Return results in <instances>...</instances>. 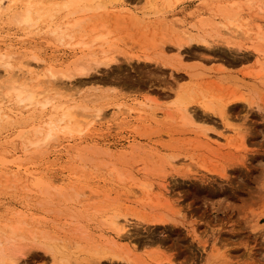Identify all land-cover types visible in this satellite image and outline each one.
<instances>
[{
    "label": "rangeland",
    "instance_id": "374dc122",
    "mask_svg": "<svg viewBox=\"0 0 264 264\" xmlns=\"http://www.w3.org/2000/svg\"><path fill=\"white\" fill-rule=\"evenodd\" d=\"M27 1L0 10V52L14 71L57 72L43 97L72 109L82 132L32 149L59 116L48 106L9 117L17 105L0 64V249L18 264H61V251L72 264H264V76L253 47L264 0H124L72 16L67 0H30L41 16L31 26L15 19ZM100 35L106 43L92 42ZM105 56L115 60L99 64ZM79 67L87 73L61 78ZM204 94L238 109L226 122L202 108ZM179 95L201 116L194 124ZM113 220L123 240H112Z\"/></svg>",
    "mask_w": 264,
    "mask_h": 264
},
{
    "label": "bare ground",
    "instance_id": "6f19581e",
    "mask_svg": "<svg viewBox=\"0 0 264 264\" xmlns=\"http://www.w3.org/2000/svg\"><path fill=\"white\" fill-rule=\"evenodd\" d=\"M14 1L15 0H0V10L3 8V6L7 2H14ZM122 1H124V0H67L63 4V8L66 10L67 16H72L76 13V11L78 9L96 10L99 8H105L107 4H111L113 2L114 3H121ZM34 7H35L34 4L32 2H30V0H28L26 2V7H25L24 11L18 13L15 16L16 21L19 24H26L28 26H31V25L37 23V21L39 20V18L41 16H38V18L35 17L36 12L33 11ZM224 9H226V8H224ZM230 18L231 17L229 16V20H231V19L233 20V18H231V19ZM226 19H228V18H225V21H226ZM232 20L229 22V24H232L234 26L236 25L235 27L237 29H241V27L239 25L234 23V21H236V19H234V21H232ZM75 25H77V22L72 24V26H75ZM223 25H226V23H223ZM232 25H230V26H232ZM258 28H259L258 41H256L254 43L253 47H254L256 53L259 54V56L261 58L263 57L262 61L259 60L260 65L261 66L263 65V67H261L259 70V74H261L259 76V79L263 80L262 76H264V74L262 73V71L264 70V29L261 27H258ZM53 32H54V30H53ZM246 33H247V31L245 32V34ZM99 39L101 41H103V43L107 42L106 36H102V35L96 36L92 40V42H95ZM190 40H193V38H191ZM202 41H203L202 43H204V45L210 44L205 39H202ZM103 45L104 44H101V46H103ZM179 46H181V45H179ZM101 52L106 53V50L101 49ZM178 53H180V52L178 51ZM178 56H180V55L178 54ZM145 59H149V58H145ZM91 60L97 61L95 58H92ZM114 60H115L114 57L105 56L104 60L100 61L99 64H109L110 62H112ZM0 64H1V66L3 65L6 68V70L8 71V73H7L8 84L6 85L7 91L4 95L12 94L14 102L17 105V111H14L12 108H10L8 110V113H6V114L9 117H11L12 114H15V115L21 114L25 109H33V111H32L33 113H36V111L38 110L40 113V112H43L45 109H47L48 106H51V109H50L51 114L53 113V114H57L59 116V118H57V120L55 122H51L48 124V129L45 132H43V130L41 131V129H43L41 127H43V126L40 127L41 128L40 130L36 131V133L38 134L37 137H35L33 140L29 141L30 146H33L32 149L35 148L36 151L43 152L44 146L45 145L47 146L49 141L54 140L57 137L58 131H63L65 133H70V134L75 133V132L76 133L82 132L81 123H79V121L76 120L77 116L73 112L72 109L66 108L60 112L61 108L64 107L65 103L55 102L57 100H55L54 96L43 97L45 95V93L55 91L60 86V82L58 81V78H57L58 77L57 72H54V71H52V69H49V68L46 70H42V69L41 70H35L33 67L24 66V65L19 66L20 70L17 69L16 71H14V70H12V69H14V67L12 66L11 56L7 52L6 53L0 52ZM86 71H87V69L85 67H79L75 70L74 73L61 72L60 76H61V78H65V79L70 80L76 74H79V75L86 74L87 73ZM94 80L95 79H92L91 81H94ZM204 95L205 96H202L203 97V99H202L203 102L201 103L202 108L207 110V111L216 113L221 119L225 120L226 122L229 120L230 113L236 111V108H237V107H235L236 106L235 105L236 99L233 102L229 101L227 103V102L222 101V99H220V98L209 99L208 97H206V96H208L207 94H204ZM185 97H189V96L179 95L177 98V102L180 104V106H179L180 113L182 114V118L184 120H187L189 123L194 124V122L197 120V118H199L201 116L200 115H199V117L194 116L196 114L195 109L191 108V106L189 105L190 102H187ZM82 100H84V97H81V96L78 97L76 95H72L67 100V102H70L71 104L76 105L79 102H81ZM1 101H4V100L2 98H0V118H2ZM72 107H75V106H72ZM99 116H100V112H98L96 114V117H99ZM203 116L210 118L206 114H204ZM204 117H202V119L201 118L200 119L201 120H207V118H204ZM203 137H204L203 138L204 143L209 145V146L212 143L218 142L217 139H214V138L208 136L206 133L203 134ZM18 171H20L19 166H18ZM9 176H11V175H9ZM136 177H137V175L135 174V175H132L130 179L132 181H135ZM5 178L8 180L7 173H6ZM141 186H142V189H145V192H146L144 195L145 199L147 201L152 200L153 199V193L149 191L151 189V185H149V186L141 185ZM45 190H46V192L48 191L47 188H45ZM142 193H143V191H142ZM156 221L162 222L163 220L158 218V219H156ZM112 224L116 228V233H115L116 235H114L112 237V240L114 242H116L117 240H123L124 239V233L126 232L125 225H123V224L121 225L120 223L116 222L115 220L112 221ZM14 232L15 231L13 230V233ZM24 237H25V235H24ZM1 243H2V241H1ZM57 243L54 242L55 245ZM50 245H51V243H50ZM45 246H46V244H45ZM56 246H58V245H56ZM56 246H49L48 245L46 247L49 251H59V249ZM92 248H93V252H89L88 255L90 257L89 259H92V262H95L96 260H98L99 258L102 257V256H100V254H101L100 248L101 247H99V245H93ZM65 252L61 251V253H60L61 254V259H60L61 264H72V263H70L71 254L65 253ZM0 264H18V261L15 257H13L11 255L10 256L6 255L0 249Z\"/></svg>",
    "mask_w": 264,
    "mask_h": 264
}]
</instances>
